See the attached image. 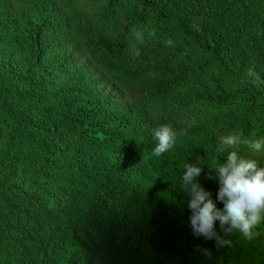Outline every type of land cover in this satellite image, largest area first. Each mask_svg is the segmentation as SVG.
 <instances>
[{
  "label": "trees",
  "instance_id": "obj_1",
  "mask_svg": "<svg viewBox=\"0 0 264 264\" xmlns=\"http://www.w3.org/2000/svg\"><path fill=\"white\" fill-rule=\"evenodd\" d=\"M161 124L177 135L155 156ZM257 139L264 0H0V264H264V220L252 239L216 221L218 247L193 235L181 188L201 166L222 209L210 172L231 150L264 167ZM20 153L63 207L12 181Z\"/></svg>",
  "mask_w": 264,
  "mask_h": 264
},
{
  "label": "clouds",
  "instance_id": "obj_2",
  "mask_svg": "<svg viewBox=\"0 0 264 264\" xmlns=\"http://www.w3.org/2000/svg\"><path fill=\"white\" fill-rule=\"evenodd\" d=\"M171 46L172 41H165ZM137 55L139 51L137 50ZM157 141L153 152L160 156L169 151L175 143L177 133L167 124H161L153 130ZM240 143L237 135L222 136L219 139L218 152L236 149ZM253 152H259L264 146V139L246 141ZM227 161L221 162L214 171L218 181L217 200L223 203V208H217L210 198L211 193L206 191L198 182L202 167L197 164H185L182 174V189L190 196L188 208L192 233L196 237L206 240L216 239L217 246L230 244L222 239L215 229V222L219 221L225 233L239 230L245 238L252 239L256 233L253 229L264 220V167L258 166L255 158H243L238 151H227ZM227 225L228 227H225Z\"/></svg>",
  "mask_w": 264,
  "mask_h": 264
},
{
  "label": "rangeland",
  "instance_id": "obj_3",
  "mask_svg": "<svg viewBox=\"0 0 264 264\" xmlns=\"http://www.w3.org/2000/svg\"><path fill=\"white\" fill-rule=\"evenodd\" d=\"M45 60L48 63H53L54 66H56L57 64H59L60 62V57L58 56V54L56 52H54L53 50H51L50 48H48L45 51V55H44ZM60 75H58V77L55 80V84L58 85L59 83H62L64 80L63 75H61V70L59 71ZM13 145V148L15 150H20L23 146V143L19 140V139H12L10 141ZM3 141L0 142V147L3 148ZM21 158L22 155L20 153V155L18 156V164L17 167L15 169V171L13 172V177H12V181L22 190L24 191H42L44 192L48 198L49 201L53 202V204L49 203V205L54 208L56 206V209H59L60 207H63L65 205V201H66V195L65 192H67V189L63 186H54L52 187L51 184H46V187H41L35 179V176L32 173V167L31 165L25 163V165L22 164L21 162ZM43 189V190H42Z\"/></svg>",
  "mask_w": 264,
  "mask_h": 264
}]
</instances>
